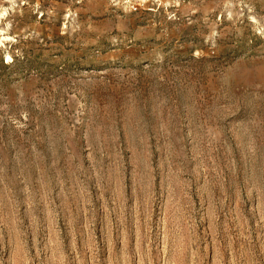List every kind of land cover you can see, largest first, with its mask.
<instances>
[{
	"label": "rangeland",
	"instance_id": "374dc122",
	"mask_svg": "<svg viewBox=\"0 0 264 264\" xmlns=\"http://www.w3.org/2000/svg\"><path fill=\"white\" fill-rule=\"evenodd\" d=\"M0 264H264V0H0Z\"/></svg>",
	"mask_w": 264,
	"mask_h": 264
},
{
	"label": "bare ground",
	"instance_id": "6f19581e",
	"mask_svg": "<svg viewBox=\"0 0 264 264\" xmlns=\"http://www.w3.org/2000/svg\"><path fill=\"white\" fill-rule=\"evenodd\" d=\"M2 43V42H1Z\"/></svg>",
	"mask_w": 264,
	"mask_h": 264
}]
</instances>
